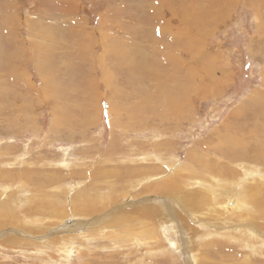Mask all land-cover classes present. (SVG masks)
Instances as JSON below:
<instances>
[{"label": "rangeland", "instance_id": "374dc122", "mask_svg": "<svg viewBox=\"0 0 264 264\" xmlns=\"http://www.w3.org/2000/svg\"><path fill=\"white\" fill-rule=\"evenodd\" d=\"M167 89L180 109H164ZM260 177L264 0H0V264H264L254 198L247 215H190L198 195L214 205L198 181L264 193ZM172 180L180 194L155 190ZM149 200L163 218L144 243L120 241L108 216L98 230L114 239L79 235L61 256L60 235L94 227L77 221Z\"/></svg>", "mask_w": 264, "mask_h": 264}, {"label": "bare ground", "instance_id": "6f19581e", "mask_svg": "<svg viewBox=\"0 0 264 264\" xmlns=\"http://www.w3.org/2000/svg\"><path fill=\"white\" fill-rule=\"evenodd\" d=\"M179 33H180V30H179ZM143 50V49H142ZM159 73V72H158ZM170 73V72H169ZM173 74V73H172ZM173 78V77H172ZM174 90H177V92H181V91H183L182 89H181V85L179 84V85H177L176 87H175V89ZM174 90H173V92H174ZM175 93H176V91H175ZM182 93V92H181ZM170 96H172V93H171V91L170 90H165V93H164V95H163V98H162V103L164 104V105H166V106H164V109H166V110H171V111H175V110H177V109H180L181 108V103H180V101L182 100V97H177V99H175V98H169ZM179 98V99H178ZM166 100L168 101V102H166ZM232 145L234 144V140L232 139V140H230L229 141ZM225 167V166H224ZM127 170V169H126ZM133 172V171H132ZM130 176V175H129ZM134 177V176H133ZM130 178H131V176H130ZM181 178V177H180ZM257 178V177H256ZM255 178V179H256ZM128 179V178H127ZM218 180L217 181H215V184H212V183H210L209 185L207 184V182H203V181H198L197 182V184L199 185V186H203L204 188H208V189H205V190H207L208 192H210V193H212V195H213V203H214V205H208V206H206V203H207V201H206V199H207V196L205 195V194H201V195H198L197 196V199H195L194 201H192L191 203H190V205H194V206H196V209L198 210V207H201V210H198V211H193L194 213H191L190 212V215H192L193 214V217H195V215L196 214H200V215H202V214H205L206 216H207V214H216V213H218L217 212V209L218 208H216V210L215 211H209L208 209H206V208H212V209H215V207H216V205L217 204H219V207L220 208H223V209H225V210H227V211H222V212H224V213H227V214H231V213H237L238 211V213H243V212H245L246 213V215L247 214H249V212L248 211H250L251 210V208L249 207L250 206V198L252 197V198H254L255 199V201H256V204L255 205H261V207L263 208L264 207V197H262L261 195H264V193L262 192L263 191V189L261 188L262 186H261V184L262 183H256V184H253V185H250L249 186V189H248V193L246 194L245 192H242V190L238 187V186H240L239 184L240 183H237L236 182V180L234 181V180H228V182L226 181V180H224L223 181V179H221V178H217ZM235 179V178H234ZM254 179V180H255ZM258 179H260V180H264V177H260V178H258ZM255 181H257V179L255 180ZM169 182V181H168ZM182 181H177V180H172V182L171 183H169L168 185L167 184H161V183H159V185H158V188H156L155 187V190H158V191H160V193H162V194H166V195H168L169 194V196H174L175 194H180V190L182 189V183H181ZM242 182V181H241ZM257 182H260V181H257ZM245 183V182H244ZM185 184V183H184ZM226 186H224V185ZM201 186V187H202ZM210 186V187H209ZM243 186V185H242ZM261 186V187H260ZM211 188V189H210ZM233 189V190H232ZM235 189V190H234ZM261 189H262V191H261ZM86 190H88V189H86ZM143 190V189H142ZM7 191V190H6ZM115 191V190H114ZM253 191V192H252ZM110 192V191H109ZM206 192V191H205ZM218 192H220V193H218ZM84 193H86V194H88V192H86V191H84ZM109 194V193H108ZM121 194V193H120ZM227 194H231V195H228V196H230L231 198H229L228 197V200H231V202L230 201H228L227 203H223V201H222V203L221 202H215V200H217L218 198H217V196L219 197V196H225V197H227L226 195ZM105 196V195H104ZM163 196V195H162ZM111 197V195L109 196L108 195V197H105L106 199H109ZM122 197V196H121ZM115 198V197H114ZM118 198V197H117ZM165 198V197H164ZM164 198H161V201H162V203L164 204V208H163V212H164V215H166V219L165 218H163V216L162 215H159L158 214V209H155L154 207H150V208H148V206H149V204H151V201L149 200V202L147 201V203H141V205H137V206H133V207H129V208H127V210H125L124 212H123V210L122 209H120V208H118V207H116L115 205H114V207H112V209L111 210H109L108 211V213H106V215L105 216H103L102 217V215H104L103 214V212L101 213V216H92L93 218H84V224L82 223V224H79V223H81V222H78L77 221V225H83V226H86V224H88V222L89 223H91L92 224V226H94L93 228H96V229H93V228H91V227H88V228H86V229H84L82 232L80 231V232H77L76 231V233H71L70 235H60V234H62L61 233V231H59L58 233H59V235L62 237V239H61V243H62V245H61V252H62V254H61V256L63 255L65 258H66V254L68 253V254H70L71 252H72V247H71V243H70V240L71 239H73V238H75V237H77V236H84V237H87V236H89V235H95V237L97 236V235H99V236H103V237H112V239H114V236H113V234H111L112 232H114L115 234L116 233H121L119 236H121V237H119V238H121L120 239V241H122V242H125V241H127V240H129V241H134L135 243L136 242H141V240L140 239H142L143 240V243H144V240H146V238H151L152 237V235L154 234V231H155V228L152 226L153 225V223H151L150 222V217L153 215V214H155V216H154V221H155V223H157L156 222V219L158 218V217H162L163 219H161L160 220V222H159V226H161V229L164 231V232H166V234H168V232H167V225H170L169 224V221H171V223L173 222V218H175L176 216H180L179 215V213H177V210H176V207H175V205H174V199L171 197V198H169V197H167L166 199L167 200H165ZM210 198V197H209ZM87 199H91V197H88ZM93 199H97V198H95V197H93ZM103 199V198H102ZM101 199V200H102ZM116 199V198H115ZM198 199H200L201 201L199 202V201H197ZM249 199V200H248ZM114 200V199H113ZM211 200V199H210ZM109 202V201H108ZM249 203V204H248ZM118 204H120V203H118ZM134 204H136L135 202L134 203H128L127 205L128 206H132V205H134ZM232 204V205H231ZM153 205V204H152ZM203 205H205V207L206 208H204L203 207ZM218 206V205H217ZM94 208H98V205L97 204H93L91 207H90V209H94ZM78 209H80V208H77L75 211L76 212H78L79 210ZM204 209H206V210H204ZM191 210V209H190ZM96 211H98V210H96ZM114 211H116V214H113L112 215V213L114 212ZM192 211V210H191ZM237 211V212H236ZM66 212V211H65ZM99 213V214H100ZM109 213H111V214H109ZM207 213V214H206ZM92 214H95V212L94 213H92ZM91 214V215H92ZM168 215V216H167ZM108 216H109V218H111L110 219V221H107L109 218H108ZM216 216H217V214H216ZM252 216V215H251ZM81 217V216H80ZM131 217H134V220H133V222H130V223H126V222H123L124 220H126V219H128V218H131ZM79 218V217H78ZM217 218V217H216ZM67 218H65V216L63 217V218H60V219H58V222H64L65 220H66ZM81 219V218H80ZM89 219V220H88ZM144 219H146L145 221H144ZM176 219V218H175ZM218 219V218H217ZM222 219H226V216H224V218H222ZM242 219V218H241ZM91 220V221H90ZM188 220V219H187ZM261 220V219H260ZM31 221H33V220H31ZM109 222L108 224H110L111 225V229H112V232L110 231V233L109 232H107V234H105L104 232L105 231H103V232H101V231H99V230H101V229H103L104 227H101V224L103 223H105V222ZM143 221L144 222H147V223H151V225H149V224H142L143 223ZM185 221V220H184ZM191 221V220H190ZM263 221V220H262ZM106 222V223H107ZM187 222V221H186ZM38 223V222H37ZM205 223H208V221H205ZM204 222H203V224L201 223V225H203V226H205L206 224H205ZM216 223V222H215ZM142 224V225H141ZM245 224V223H244ZM259 224H260V222H259ZM96 225V226H95ZM109 225V226H110ZM141 225V226H140ZM187 225V224H186ZM38 226V225H37ZM203 226H201V227H203ZM209 228H210V226H211V223H209V225H207ZM75 227H78V228H80V226H70V228H69V230L71 231L72 229H74V230H77ZM82 227V226H81ZM204 228V227H203ZM249 228V230H247ZM99 229V230H98ZM104 229H106V228H104ZM245 229V232H246V234H248L249 236H250V238H254V239H256L257 238V236H258V234H259V228H256V227H254V226H249L248 227V225H247V227H245L244 228ZM56 230V229H55ZM116 230H117V232H116ZM243 230V229H242ZM187 231V230H186ZM213 231H215V230H210V229H208V233L209 234H206L205 232V235H206V237H207V235H211V233L213 232ZM218 231V230H217ZM87 232H89V233H87ZM160 234H161V232H159ZM76 234H78V235H76ZM109 234H111V235H109ZM216 235L217 234H219L218 232L217 233H215ZM230 234V233H229ZM60 237V238H61ZM194 237V236H193ZM264 238V237H263ZM167 239V238H166ZM246 239V238H245ZM253 239V240H254ZM140 240V241H139ZM169 242H171L170 240H168ZM249 241V240H248ZM53 242V241H52ZM146 243V242H145ZM247 243V242H246ZM170 245V244H169ZM173 246V245H172ZM194 260V259H193ZM191 261V260H190Z\"/></svg>", "mask_w": 264, "mask_h": 264}]
</instances>
